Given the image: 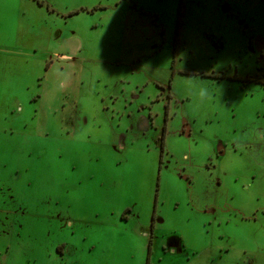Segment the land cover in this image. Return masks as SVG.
<instances>
[{
	"label": "rangeland",
	"instance_id": "374dc122",
	"mask_svg": "<svg viewBox=\"0 0 264 264\" xmlns=\"http://www.w3.org/2000/svg\"><path fill=\"white\" fill-rule=\"evenodd\" d=\"M40 1L0 0V264H264V1Z\"/></svg>",
	"mask_w": 264,
	"mask_h": 264
},
{
	"label": "crops",
	"instance_id": "0c3cea01",
	"mask_svg": "<svg viewBox=\"0 0 264 264\" xmlns=\"http://www.w3.org/2000/svg\"><path fill=\"white\" fill-rule=\"evenodd\" d=\"M246 2H248V1H251V2H259L258 0H245ZM261 1H264V0H261ZM222 7H223V9H225V10H227L228 12H231L232 13V15H234L236 12H235V10H234V8L230 5V3H227V0L225 1V3L222 5ZM261 42H262V39L260 38L259 39ZM260 41H258V44H259V46H260V44H262ZM263 44H264V42H263ZM256 47H258V45L256 46ZM175 63V62H174ZM174 63H173V65H174ZM251 81H247V82H245V84L247 83H250ZM244 219H247V220H253V221H258V216H250V217H247V218H244ZM152 238V237H151ZM182 247H184V249H185V243H183L182 244ZM228 250H230V249H228ZM221 249L219 250V252H218V256L217 257H223V255H219L221 252ZM247 253V252H246ZM219 257V258H220ZM193 258H190L189 260H188V262L190 261V260H192Z\"/></svg>",
	"mask_w": 264,
	"mask_h": 264
},
{
	"label": "trees",
	"instance_id": "16d2710c",
	"mask_svg": "<svg viewBox=\"0 0 264 264\" xmlns=\"http://www.w3.org/2000/svg\"><path fill=\"white\" fill-rule=\"evenodd\" d=\"M38 2L39 3H41V1L40 0H38ZM154 221H155V219L153 218L152 219V225H151V233L153 232V229H154ZM152 244H153V240H152V238L150 239V242H149V252H148V258H147V262H146V264H151L150 263V253H151V249H152Z\"/></svg>",
	"mask_w": 264,
	"mask_h": 264
}]
</instances>
